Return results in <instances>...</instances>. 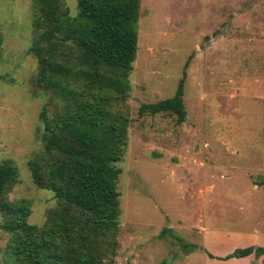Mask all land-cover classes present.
I'll return each mask as SVG.
<instances>
[{
    "label": "rangeland",
    "instance_id": "1",
    "mask_svg": "<svg viewBox=\"0 0 264 264\" xmlns=\"http://www.w3.org/2000/svg\"><path fill=\"white\" fill-rule=\"evenodd\" d=\"M61 1L76 15L77 0ZM36 16L32 0H0V159L18 171L9 198L29 200L28 222L41 225L57 201L34 186L27 162L42 155L41 107L58 101L31 81ZM136 30L130 91L119 107L129 124L116 164L114 264H264L207 256L263 243L264 0H140ZM183 71L185 120L139 116L141 104L174 95ZM9 249L0 230V264L12 263Z\"/></svg>",
    "mask_w": 264,
    "mask_h": 264
},
{
    "label": "trees",
    "instance_id": "2",
    "mask_svg": "<svg viewBox=\"0 0 264 264\" xmlns=\"http://www.w3.org/2000/svg\"><path fill=\"white\" fill-rule=\"evenodd\" d=\"M32 6L37 16L29 53L37 70L31 81L58 105L41 107L42 155L27 168L34 186L51 192L57 204L43 224H30V201L8 196L18 171L0 159V230L8 238V257L11 264H114L116 164L127 148L129 124L119 107L130 91L140 0H77L74 16L61 0H32ZM185 77L183 71L171 98L141 104L138 115L169 114L182 123ZM166 234L169 229L161 232ZM174 238L185 249L195 248ZM251 255L264 258V247L236 248L223 258L207 254L223 261Z\"/></svg>",
    "mask_w": 264,
    "mask_h": 264
},
{
    "label": "crops",
    "instance_id": "3",
    "mask_svg": "<svg viewBox=\"0 0 264 264\" xmlns=\"http://www.w3.org/2000/svg\"><path fill=\"white\" fill-rule=\"evenodd\" d=\"M263 243H260L259 245H261L262 247H264V238L262 239Z\"/></svg>",
    "mask_w": 264,
    "mask_h": 264
}]
</instances>
